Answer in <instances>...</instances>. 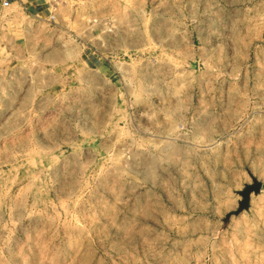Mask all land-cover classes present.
I'll use <instances>...</instances> for the list:
<instances>
[{
	"label": "rangeland",
	"instance_id": "374dc122",
	"mask_svg": "<svg viewBox=\"0 0 264 264\" xmlns=\"http://www.w3.org/2000/svg\"><path fill=\"white\" fill-rule=\"evenodd\" d=\"M50 2L80 68L0 76V264H264V0Z\"/></svg>",
	"mask_w": 264,
	"mask_h": 264
},
{
	"label": "crops",
	"instance_id": "0c3cea01",
	"mask_svg": "<svg viewBox=\"0 0 264 264\" xmlns=\"http://www.w3.org/2000/svg\"><path fill=\"white\" fill-rule=\"evenodd\" d=\"M52 13L53 5L50 0H0V76L20 75L29 67L36 79V90H39L38 87L48 88L47 84L40 82L43 79L42 74H53L55 84L64 87L75 80L79 65L76 68L68 66L60 70L58 67H49L48 64L44 67L38 62L40 59L52 57L55 53H62L42 49L44 42L42 30L44 25L48 26L52 22ZM104 37L100 46L106 47L110 39L107 35ZM106 59V54L95 56L94 52L82 53L78 64L83 65L81 68H87L88 71L97 69L106 87L110 74L109 68L105 66Z\"/></svg>",
	"mask_w": 264,
	"mask_h": 264
},
{
	"label": "water",
	"instance_id": "95a60500",
	"mask_svg": "<svg viewBox=\"0 0 264 264\" xmlns=\"http://www.w3.org/2000/svg\"><path fill=\"white\" fill-rule=\"evenodd\" d=\"M259 185H257L255 187V189H259ZM250 193H251V188H249L246 192H245V199L242 201L241 206H240V210H243L245 208H247L249 206L250 203Z\"/></svg>",
	"mask_w": 264,
	"mask_h": 264
}]
</instances>
